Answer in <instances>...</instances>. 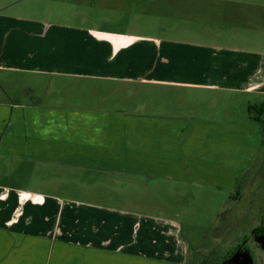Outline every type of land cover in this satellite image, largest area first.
Here are the masks:
<instances>
[{"label": "crops", "instance_id": "obj_1", "mask_svg": "<svg viewBox=\"0 0 264 264\" xmlns=\"http://www.w3.org/2000/svg\"><path fill=\"white\" fill-rule=\"evenodd\" d=\"M26 18L0 9V264H188L174 223L60 192L235 191L264 155V113L247 111H264V51ZM63 80L89 82L90 103ZM99 84L132 105L92 103L112 99Z\"/></svg>", "mask_w": 264, "mask_h": 264}, {"label": "rangeland", "instance_id": "obj_2", "mask_svg": "<svg viewBox=\"0 0 264 264\" xmlns=\"http://www.w3.org/2000/svg\"><path fill=\"white\" fill-rule=\"evenodd\" d=\"M7 1H0V9L4 7L5 13L24 14L28 21L47 18V22H65L93 30L264 51V0H72L69 3L10 0V7L4 5ZM75 82L63 80L62 89L66 93L61 97L67 96L65 100L75 104L90 103L93 91L88 89L89 82H77V94L73 88ZM0 88H3L1 77ZM97 88L99 90L93 94L103 93V98L112 99L92 103L106 106L122 103L126 108L132 105L131 101H116L117 95L122 96L123 92L116 94L104 84L97 85ZM110 92L113 95H108ZM220 114L224 112L220 111ZM260 169L261 174H257ZM248 173L247 170L235 187L240 193L237 198L233 197L234 191L218 187L162 180L138 181L139 192L131 188L132 184H110L108 189L98 186L91 192L79 187L66 189L60 194L83 201L91 197L104 199L125 210L134 204L132 209L142 210L151 217H161L178 227L180 239L189 245L188 264H218L237 248L259 220L264 198V155L250 170L249 179ZM255 181L259 184L252 188L258 192L256 199L248 185ZM253 255L264 260V250L256 248Z\"/></svg>", "mask_w": 264, "mask_h": 264}, {"label": "flooded vegetation", "instance_id": "obj_3", "mask_svg": "<svg viewBox=\"0 0 264 264\" xmlns=\"http://www.w3.org/2000/svg\"><path fill=\"white\" fill-rule=\"evenodd\" d=\"M260 172L261 171H259V173H257V174H261ZM250 175H252V174L248 173V179H249ZM255 184L259 185L258 181H255L252 184H248L251 187L250 190L252 192V197L254 199L257 198V193H258L257 190L252 189V188H254ZM253 198L250 200L252 203L255 202V200L252 201ZM262 202H263V205H262ZM241 244H243L246 247V249H248V251L250 252V255H251L252 260H253V264H255V262L257 264H258V262H259V264H264V260H263V258L261 256H259V255L258 256H254L253 255V250L256 249V248L264 250V198L261 200V209H260V212H259L258 223L251 227L250 234L248 236H245L242 239L241 243L239 245H237V248ZM237 248H235L230 254H232ZM230 254H228V256ZM224 258H226V257H224Z\"/></svg>", "mask_w": 264, "mask_h": 264}, {"label": "water", "instance_id": "obj_4", "mask_svg": "<svg viewBox=\"0 0 264 264\" xmlns=\"http://www.w3.org/2000/svg\"><path fill=\"white\" fill-rule=\"evenodd\" d=\"M218 264H253L250 252L241 244L232 254Z\"/></svg>", "mask_w": 264, "mask_h": 264}, {"label": "trees", "instance_id": "obj_5", "mask_svg": "<svg viewBox=\"0 0 264 264\" xmlns=\"http://www.w3.org/2000/svg\"><path fill=\"white\" fill-rule=\"evenodd\" d=\"M247 111H248V114L262 115V114L264 113V111L260 110V108H257V107L254 106V105H248V106H247ZM251 118L257 120V118H255V117H251ZM234 192H235V195L240 194L238 188H236ZM233 196H234V195H233Z\"/></svg>", "mask_w": 264, "mask_h": 264}]
</instances>
